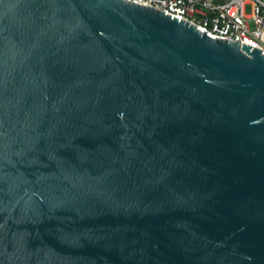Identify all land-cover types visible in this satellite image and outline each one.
Wrapping results in <instances>:
<instances>
[{"label":"water","instance_id":"95a60500","mask_svg":"<svg viewBox=\"0 0 264 264\" xmlns=\"http://www.w3.org/2000/svg\"><path fill=\"white\" fill-rule=\"evenodd\" d=\"M0 264H264L261 49L0 0Z\"/></svg>","mask_w":264,"mask_h":264},{"label":"built area","instance_id":"2783aa9c","mask_svg":"<svg viewBox=\"0 0 264 264\" xmlns=\"http://www.w3.org/2000/svg\"><path fill=\"white\" fill-rule=\"evenodd\" d=\"M187 21L213 38L240 40L264 53V0H127Z\"/></svg>","mask_w":264,"mask_h":264}]
</instances>
